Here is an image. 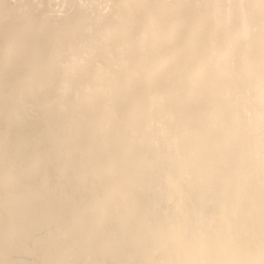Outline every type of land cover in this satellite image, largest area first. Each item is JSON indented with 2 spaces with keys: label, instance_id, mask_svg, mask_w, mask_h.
Returning a JSON list of instances; mask_svg holds the SVG:
<instances>
[{
  "label": "bare ground",
  "instance_id": "bare-ground-1",
  "mask_svg": "<svg viewBox=\"0 0 264 264\" xmlns=\"http://www.w3.org/2000/svg\"><path fill=\"white\" fill-rule=\"evenodd\" d=\"M69 52L56 98L37 69ZM262 111L259 0H0V264H171L228 229L258 261Z\"/></svg>",
  "mask_w": 264,
  "mask_h": 264
},
{
  "label": "snow or ice",
  "instance_id": "snow-or-ice-1",
  "mask_svg": "<svg viewBox=\"0 0 264 264\" xmlns=\"http://www.w3.org/2000/svg\"><path fill=\"white\" fill-rule=\"evenodd\" d=\"M238 7L243 9L252 7V5L240 4ZM259 8L261 17L264 18V0H259ZM4 20L5 32L9 38L19 36L28 30H39L37 25L29 21L16 19L7 10L4 12ZM143 26H145V22L133 14L129 21V29L135 30ZM82 63H84V56L73 52L62 56L59 61L50 58L37 69L38 83L51 89L56 98L66 97L69 90L64 82V73L73 65ZM89 91H91V86H89ZM79 94V91H77L76 95L79 96ZM249 116L251 117V114ZM7 140L11 144V132L8 133ZM259 163L262 180L261 226L262 232H264V111L259 116ZM224 223H229L226 216L224 217ZM185 238L187 240L186 258L173 261L171 264H264V238H262L260 259L258 261L255 259L221 258L226 250L235 255L244 246L238 237L231 234L230 229L220 232H204L195 237L185 234ZM247 254L249 256L253 255V249L250 245L247 248ZM126 264H137V262H126ZM140 264H161V262L148 260L140 262Z\"/></svg>",
  "mask_w": 264,
  "mask_h": 264
}]
</instances>
